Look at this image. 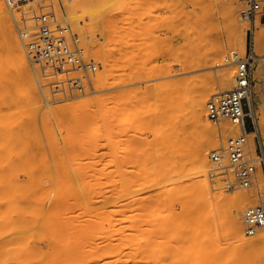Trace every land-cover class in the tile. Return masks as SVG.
Wrapping results in <instances>:
<instances>
[{
	"label": "rangeland",
	"instance_id": "374dc122",
	"mask_svg": "<svg viewBox=\"0 0 264 264\" xmlns=\"http://www.w3.org/2000/svg\"><path fill=\"white\" fill-rule=\"evenodd\" d=\"M2 1L8 18L0 14V185L20 183L21 189L14 193V197L30 203V210L36 207L30 211L27 222L8 224V228L0 212V236L14 234L22 237L24 231L27 237L25 242L22 237L12 252L18 264H71L74 262L71 260L76 257L79 260L82 254L87 257H84L86 264H108L110 261L114 264L117 257V246L114 245L118 244L121 225L116 211L120 206L128 208L123 225L130 227L138 223L142 227L136 228L139 239L141 232L155 237L160 231L157 218H153L157 222L153 223V220L151 223L140 217L148 208L157 215V205L161 201L159 196L156 197L157 193L169 196L166 197L171 215L168 226L172 219L191 213L188 210L191 205L196 207L191 208L192 211L201 206L197 210L210 214L208 226L214 231H210V235L217 236L215 264H264V229L249 236L244 234L243 226L245 243L230 239L227 216L230 201L216 195L245 193L251 205L264 206V185L260 186L257 175L251 188L225 191L216 179L210 178L213 164L209 154L224 146L220 138L219 144L211 146L208 154L207 192L211 189L212 193L201 192L204 196L201 195L203 189L200 187L203 186L197 180L204 174L201 168L198 169L202 172L195 168L193 161L197 147L207 135L195 122L189 107H186L185 115L180 105L182 94L210 90L208 100L219 94V74L228 70L235 75L236 68L234 64L216 67L217 63L222 64L224 58L234 51L244 56L251 44L258 58L256 69L261 64L264 77V19L258 18L260 25L255 41L250 22L241 16L242 2L233 0L240 26L238 46L227 49L222 57L216 58L214 54L220 42L227 44L230 38L224 10L226 0H90L88 3L79 0L84 3L80 12L90 18L83 26L85 35L75 29L66 11L64 3L73 4V1L44 0L46 4H53L61 23H68L78 33L86 56L102 63L103 71L90 77L84 92L63 94L54 85L56 78L49 76L52 72H44L31 62L26 41L19 34L17 25L22 26L21 17L28 18L31 23L32 11L27 7L11 9L5 0ZM19 41L26 68L14 65L11 52L14 47L11 49V46L17 48ZM243 43L246 46L244 51L240 48ZM103 72L109 77L105 76L98 86L97 81ZM77 75L81 73L70 74ZM31 77L35 79L34 87L30 84ZM147 87H153V90L148 91ZM98 96L102 99L99 107L89 105L79 110L70 107L85 97L95 99ZM255 106L264 131V82L259 86L257 79ZM102 113H105L102 120L96 121ZM226 124L230 123L219 125L212 122L218 137L227 134ZM98 125L102 130V136L98 137L100 147L93 146V138V144L88 142L92 130ZM247 127L249 130L254 128L249 119ZM178 130L185 139V147L179 153L178 164H175L169 160L167 146L178 140ZM234 133L231 136L241 133L237 126ZM5 144H17L22 151L4 154L1 151L6 150ZM257 145L264 164V146L260 137ZM254 156L257 157L255 152ZM167 185L170 186L166 188ZM8 193V188L0 187V198L9 196ZM214 198L216 201L212 200ZM135 206L140 208L138 216L129 217ZM65 218L70 219L69 224ZM65 227L69 229L68 238L64 235ZM138 228L142 229L140 234ZM156 240H152V245L151 241L149 245L145 243V247L155 248ZM35 246L43 252L42 256L34 254ZM77 252L79 256L74 257Z\"/></svg>",
	"mask_w": 264,
	"mask_h": 264
},
{
	"label": "bare ground",
	"instance_id": "6f19581e",
	"mask_svg": "<svg viewBox=\"0 0 264 264\" xmlns=\"http://www.w3.org/2000/svg\"><path fill=\"white\" fill-rule=\"evenodd\" d=\"M71 1H73L74 3L72 4ZM78 1L76 2L77 4L75 3V0H70L71 3H68V4L64 3V4L66 5V11L68 13V16H69L72 24L75 26V29L76 28L79 29L80 30V34L82 32V35H85V34H83L84 33L83 32V26H84L85 22L90 21L89 20L90 18L88 16H86L85 14H82L80 12V9H81V7L84 4L82 2H87V1H90V0H81L82 2L81 1L78 2ZM224 5H225L224 10H225V18H226V21H227V26L230 29V38H229V41H228L227 44H225L223 42H220L219 45L217 44L218 47L216 48L215 54H214L216 58L222 57V55L224 53H226L227 49H235L238 46L237 32L239 31V27L240 26H239V23H238V20H237V16H236V10L233 7V0H226V3ZM0 14L1 15L2 14L6 15L5 17L8 18L7 11L5 9V5H4L2 0H0ZM32 20H31V23L29 21H27L28 24H30V25L32 24L33 25L34 21H32ZM240 20H243V19H240ZM185 21H184V23H185ZM187 22H189V21H187ZM259 25H260L259 22H256L255 26L251 25V29L253 30V34H254V36H253L254 40H255V33H256V30L259 27ZM194 27H195V25H194ZM29 28H31V26ZM147 33H148V31H147ZM178 33H180V32H178ZM256 36H257V34H256ZM256 38L258 39V37H256ZM90 40H91V37H90ZM17 43H18L17 44V48H15V46H11V49L14 47V49L11 50V52H13L12 54H13V58H14V60H13L14 61V65L18 64V65H21L23 68H26V60H25V57H24V54H23V49H22L21 43H20V41L17 42ZM88 46H89V44H88ZM240 48H241L242 51H244L246 49L245 43H243L240 46ZM234 52H236V51H234ZM217 64H220V63H217ZM228 65H231V64H228ZM157 67H158V65H157ZM260 70H261V64H259V66H257V69L255 71V73H256L255 80L257 79V83H258L259 86L264 82V77L261 75V71ZM99 74H101V73H99ZM99 74H98V76H100ZM105 74L103 72V76L101 74L102 77H100L99 80H98V78H96V80H98L97 81L98 82L97 83L98 86L101 84V81L104 80L105 76H106V78L109 77V74L108 75L107 74L105 75ZM49 76L55 77L56 78L55 81H63V80H66V78L69 79V78L73 77V76H70V75H69V77H67V75H65L63 73H51V74H49ZM234 77H235L234 73L233 72H229L228 70H225L223 73L219 74V80H220V83H221V89H220L219 93H224L226 91H229L232 88V85L234 84ZM30 84H32L33 87L35 86V79L33 77H31ZM97 88H99V87H97ZM149 90L150 91L153 90V87H152V89L148 88V91ZM177 90H178V88H177ZM258 91H259V88H257V92ZM210 92L211 91L209 90V91H203V92H197V93L194 92V94L192 92V94L188 93V95H187V93H186V95L182 94L181 95V102H180V105L182 107V111L181 112L186 115L187 114V113H185L186 112V107L188 106L189 110L191 111V112L190 111L189 112L193 114V118L195 119V122L198 124V126L201 127V129L207 135L206 140L204 142H202L197 147V149L195 151L194 161H193V164L195 162V165H196V166L194 165L195 168L197 170H200L198 168H201L202 171H203L202 172L200 170L202 172V174H204V177H201L197 181L200 180L199 181L200 182V186H203V187H200V188L203 189V190L200 191V193L203 192L204 194L208 193L211 190L210 189L211 187H208V189H210V190H208V192H207V185H209L207 179H209V178H207V172H206L207 171V166L209 165L208 154H209L210 147L213 146V145L219 144L220 138L222 140V144L225 145L227 140L230 138L229 136L235 134L234 133V129L236 128V126L238 127V129H240L239 125H237V124H231V123L230 124H226L227 134H223L222 133V137H218L217 129L215 127H213L212 122L208 118L207 110H206V103H207V100L209 98ZM84 96H87V95L85 94ZM101 101H102L101 96H98L95 99L94 98L91 99L90 97H85L83 99V101H81L79 103H73V104L70 105V107L73 110H79L81 108H84V106H89V105H96L97 107H99V106H101V103H102ZM252 108H253V115H254V117H255V119L257 121L258 128H257V130H255L252 133H250V137L249 138H250V145L252 147V151L255 152L256 146H255L254 138H255V136H259L260 139H261V142H262V144L264 146V131H263V128L261 127V123H259L258 115H257L258 113H257L255 104L252 106ZM146 109H148V107ZM148 110H150V109H148ZM23 114H24V112H23ZM104 114L105 113H102L100 116H98L96 121H101L102 120V116H104ZM184 114H182L181 116H183ZM180 118H182V117H180ZM224 122H226V121H224ZM221 123H219V125H221ZM176 125H178V124L176 123ZM180 127H178V128L180 129ZM171 129H174V128L171 127ZM177 133L179 135L178 136L179 137L178 140L177 141H173L169 146H167V148L169 147V149H170L169 150V152H170V159L169 160L171 162L175 163V164H178L179 156H180L179 153H182V151L184 150V147H185V139L181 135L182 132L178 130ZM101 136H102V130H101V127L98 125L97 127H95L92 130L91 135L89 136L90 139L88 138L89 139L88 142L91 143V139L93 138L94 139L93 143L95 144L93 146L100 147V144H99L100 139L98 137H101ZM231 137H234V136H231ZM85 139H87V137ZM93 143H91V144H93ZM6 145L7 144H5V146ZM16 145L15 144L14 145L10 144V146L9 145L6 146V150L5 151H1V152L2 153L4 152V154L5 153H8V154L12 153L13 154L14 152H15L14 154H16L17 152L20 153L22 151L21 147L19 148ZM2 146H3V144H2ZM5 146H4V148H5ZM19 146H21V145H19ZM22 146L24 147L23 144H22ZM4 148H3V150H4ZM12 148H14V149H12ZM84 149L85 148H83V149L81 148V150H84ZM95 150H97V149H94V151ZM74 151H76V150L74 149ZM87 152H89V151H87ZM94 154H97V153L94 152ZM84 155H85V153H84ZM260 158H261V156H260ZM263 165L264 164H260V163L258 164V171H257L258 177L257 178H258V181L260 183V186L264 185V168H263ZM203 180L205 182H201ZM10 183H8V185H7L9 187L2 186V184L0 185V187L8 188V191H9V193H8L9 196L0 198V212L3 213V215H1V214L0 215H1L2 221H4L3 223L5 225H7V228H8V224L11 225L12 223H19L20 224V223H23V222H27L29 220L28 216L30 215V211H32V210H34L36 208V207L35 208L33 207V209L30 210L29 209L30 203H27V202L23 203L22 200L15 198L14 197V193L17 190L21 189L20 183H17V184H12L11 183L12 185H9ZM203 183H206V184H203ZM22 184L24 185L25 183H22ZM4 185H6V184H4ZM169 186L167 185L166 188H168ZM197 186H198V183H197ZM164 190H166V189L164 188ZM166 191H168V190H166ZM168 194H169V192H168ZM204 194L201 193V195H203V196H204ZM164 195H165V193H157L156 194V197L159 196L160 199H161L159 205H157L158 206L157 207V210H158L157 211V215H154L152 213V211L147 207L148 210H143V212L145 214L143 213V216L141 215V217H140V219L143 218L142 219L143 221H145V219H148L149 221H151V223H152V221L154 219L157 218L158 222L156 220H154L153 223L157 222V224L159 226L158 229L160 231H159V234L157 236H155V237H151V235L149 233H144V232L142 233L141 232L142 229L140 231V228H138L139 229V234H140V232L142 234V236L139 235L141 237L139 239L138 236L136 235V233L138 232V231L136 232V230H137L136 228L138 226L139 227H141V226L137 225L138 223L137 224L133 223L134 225L132 224V225H130V227H129V225L127 227H125L123 225V223H124L126 217H128V215L126 214L127 211H128V208H124L123 206H120V208H119L118 207L119 205L117 206L119 208V210L118 211L115 210V211L119 212L120 224H121L119 226L120 230H118L119 231L118 232V234H119V236H118V244L114 245V246H117V250L115 249L117 251V253L115 252L117 254L116 255L117 257H115V255L113 253H111L116 258V259H114L116 264H215L216 255H215V250H214V243H215V240H216L217 236L214 237V235H213L214 233L212 234L213 236L210 235V231L211 230H209V226H208V216L210 214L207 215L206 211L203 213V211H201V209L197 210L199 207L201 208V206H199V205H197L199 207L195 211L190 210L191 208L192 209L196 208V207H192L193 205L190 204L191 203L190 202L191 200H190L188 202L191 205V207H190V205L188 203L186 205H188V207H190V209L188 208V210L191 213H188L187 212L188 210L186 209L187 213H185L179 219H177V218L174 219V220L172 219V222L169 223V226H168L169 218L171 216L170 212H169V207H168L169 205L167 203V201H168L167 198H169V196H164ZM216 195L218 196L217 198H219V195H221L223 199L226 198V199H228L230 201V205H229V208H228V215H227L228 216V231H229V233L228 232L227 233L229 234L230 239H232L233 241H235V242H237L239 244H244L245 243V236L243 235L244 223H243V220L241 218V213L244 211L245 207H247V205L250 204L249 201L247 202L248 195L245 194V193H239V194H233V195H226L224 193H217ZM215 198H216V196H215ZM215 198L212 199V200H215ZM170 199H169V202H170ZM208 200H209V198H208ZM211 206H210V208H211ZM251 206H256V205H251ZM248 207H250V206H248ZM206 208H204V209H206ZM139 209L140 208H138L136 206L133 207V209L130 210L129 217L130 216L133 217V218L137 217L138 213H139ZM202 209H203V207H202ZM154 216H156V217H154ZM212 216H213V214H212ZM64 221L66 222V224H69L70 219L69 218H65ZM135 224L137 225L136 227H135ZM150 225H152V224H150ZM67 227H69V226H67ZM67 227L63 228V230L64 229L66 230V231H64V235L66 236L65 238L69 237V234L67 233V230H69V229ZM151 227H150V230L152 231ZM263 229L264 228L259 230L257 232V234L259 232H261ZM10 230H11V228H10ZM208 230H209V232H208ZM22 232H23L22 237H25L24 231H22ZM22 232H20V233H22ZM212 232H214V231H211V233ZM6 233H8V232H6ZM66 234H68V236ZM244 234H245V229H244ZM13 235L12 234L11 235L7 234L5 236H0V264H18L17 258L15 257V255H13L12 252H14L16 250V247L18 246V244H20L22 237L21 236H16V235L13 236ZM19 235H21V234H19ZM216 235H218V234H216ZM211 237L212 238L214 237V238L212 239ZM26 238L27 237H25V239L23 238L22 241L25 242V240H27ZM152 240H153V242H155V240L157 242V244H153V246H155V248H146L147 246H146L145 243L148 244L151 241V245H152ZM146 241H148V242H146ZM70 242H71V240H70ZM65 244H67V243L65 242ZM69 244H67V245H69ZM38 249H37L36 246L33 248L34 254L36 256H42L43 252L42 251L40 252ZM72 249H74V251H77V250H75V248H72ZM78 252L80 253V249H79ZM78 252L74 254L75 255L74 257H76L77 255L79 256ZM111 252H113V251H111ZM72 256H73V254H72ZM79 257H82V258H79V260H78V257L74 258L71 261H74L75 263L73 262L71 264H84L85 259L87 257L84 256V257H86V258H84L83 254H82V256H79ZM75 259H77V261ZM80 259H82L84 261H82ZM78 261H80V262H78ZM81 262H83V263H81ZM88 262L91 263V260H88ZM110 262L108 264H113V261H110ZM115 262H114V264H115ZM20 263L21 262H19V264ZM32 263H34V262H32ZM86 263H87V260H86L85 264Z\"/></svg>",
	"mask_w": 264,
	"mask_h": 264
},
{
	"label": "built area",
	"instance_id": "2783aa9c",
	"mask_svg": "<svg viewBox=\"0 0 264 264\" xmlns=\"http://www.w3.org/2000/svg\"><path fill=\"white\" fill-rule=\"evenodd\" d=\"M11 9L28 8L32 11L34 25L29 28L28 18L21 17L18 26L20 36L25 39L28 56L32 63L39 65L44 72L63 73L69 77L73 72L81 75L57 81L58 92L70 94L74 91L84 92L90 77L102 70V63L86 56L82 40L78 33L66 22L61 23L52 3L44 0H5ZM241 16L255 26L258 18L264 19V0H240ZM64 21V20H63ZM20 23V22H19ZM257 56L250 46L244 56L234 52L224 58L221 67L234 64L236 68L234 86L224 93L214 94L206 103L208 118L215 124L229 122L239 125L241 133L230 137L223 147L210 152L213 164L209 172L212 179L225 191L249 189L257 177L258 164H263L258 154L255 136V154L250 145V133L257 130V121L253 115L255 104V69ZM250 120L252 130L247 127ZM245 233L257 234L264 228V206H250L243 211Z\"/></svg>",
	"mask_w": 264,
	"mask_h": 264
}]
</instances>
